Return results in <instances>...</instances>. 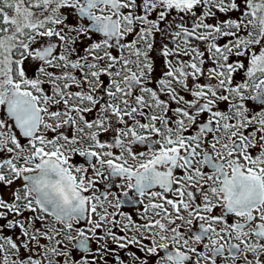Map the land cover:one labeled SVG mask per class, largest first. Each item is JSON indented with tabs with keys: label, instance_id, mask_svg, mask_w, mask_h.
I'll return each mask as SVG.
<instances>
[{
	"label": "snow or ice",
	"instance_id": "obj_1",
	"mask_svg": "<svg viewBox=\"0 0 264 264\" xmlns=\"http://www.w3.org/2000/svg\"><path fill=\"white\" fill-rule=\"evenodd\" d=\"M0 264H264V0H0Z\"/></svg>",
	"mask_w": 264,
	"mask_h": 264
},
{
	"label": "flooded vegetation",
	"instance_id": "obj_2",
	"mask_svg": "<svg viewBox=\"0 0 264 264\" xmlns=\"http://www.w3.org/2000/svg\"><path fill=\"white\" fill-rule=\"evenodd\" d=\"M118 151V150H117ZM74 161L76 163H82L83 162V158H80V157H76L74 158ZM115 190V189H114ZM126 199V198H125ZM138 207V205L136 206ZM124 211H135V207L132 206V205H129V204H125L124 205V208H123Z\"/></svg>",
	"mask_w": 264,
	"mask_h": 264
}]
</instances>
